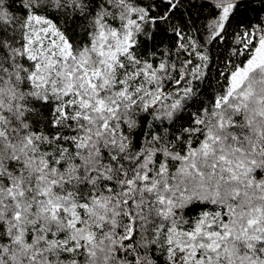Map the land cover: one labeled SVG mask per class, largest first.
Instances as JSON below:
<instances>
[{"label": "snow or ice", "instance_id": "obj_1", "mask_svg": "<svg viewBox=\"0 0 264 264\" xmlns=\"http://www.w3.org/2000/svg\"><path fill=\"white\" fill-rule=\"evenodd\" d=\"M0 264H264V0H0Z\"/></svg>", "mask_w": 264, "mask_h": 264}, {"label": "trees", "instance_id": "obj_2", "mask_svg": "<svg viewBox=\"0 0 264 264\" xmlns=\"http://www.w3.org/2000/svg\"><path fill=\"white\" fill-rule=\"evenodd\" d=\"M247 2V0H246ZM259 9H254L251 6L245 7L244 10L240 13V17L242 19H251L253 23L256 22ZM233 37L231 36V32L229 33V36L226 37V39L223 42H220L218 44H214L211 47L213 56L216 57V62L211 68L210 73L208 74L207 78L205 79V82L201 85V96L202 98L211 99L212 92L217 90L216 85V77L218 75L217 73V67H221L224 63V61L230 56V49L235 47L236 45L233 43ZM240 59H243V57H240ZM195 63V60H194ZM221 83H223V80H221ZM190 111H195L194 108H189ZM186 114H185V120H186ZM182 123L185 121H181Z\"/></svg>", "mask_w": 264, "mask_h": 264}]
</instances>
